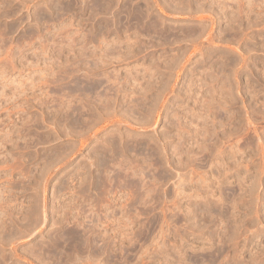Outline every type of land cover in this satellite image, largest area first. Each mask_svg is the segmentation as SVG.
Wrapping results in <instances>:
<instances>
[{"label":"rangeland","instance_id":"1","mask_svg":"<svg viewBox=\"0 0 264 264\" xmlns=\"http://www.w3.org/2000/svg\"><path fill=\"white\" fill-rule=\"evenodd\" d=\"M73 263L264 264V0H0V264Z\"/></svg>","mask_w":264,"mask_h":264},{"label":"bare ground","instance_id":"2","mask_svg":"<svg viewBox=\"0 0 264 264\" xmlns=\"http://www.w3.org/2000/svg\"><path fill=\"white\" fill-rule=\"evenodd\" d=\"M162 1H163V0H162ZM187 1H188V0H187ZM144 2H145V1H144ZM181 3H182V2H181ZM127 4H128V3H127ZM161 4H162V3H161ZM134 5H135V4H134ZM151 6H152V5H151ZM98 7H99V5H98ZM135 7H136V6H135ZM138 7H139V6H138ZM128 9H129V8H128ZM136 9H137V8H136ZM94 10H95V9H94ZM126 10H127V9H126ZM126 10H125V11H126ZM134 10H135V9H134ZM143 10H144V9H143ZM92 12H93V11H92ZM135 12H136V10H135ZM139 16H140V15H139ZM129 17H130V16H129ZM118 18H119V17H118ZM121 18H122V17H121ZM125 19H126V18H125ZM131 19H132V18H131ZM117 20H118V19H117ZM157 20H158V19H157ZM129 21H130V20H129ZM136 21H137V20H136ZM140 21H141V20H140ZM145 22H146V21H145ZM98 23H99V22H98ZM126 23H127V22H126ZM139 23H140V22H139ZM161 24H162V22H161ZM110 25H111V24H110ZM130 26H131V25H130ZM119 27H120V26H119ZM136 27H137V26H136ZM136 27H135V28H136ZM122 28H123V27H122ZM113 30H114V29H113ZM101 31H102V30H101ZM127 31H128V30H127ZM137 31H138V30H137ZM140 32H141V31H140ZM153 38H155V37H153ZM156 38H157V37H156ZM162 40H163V39H162ZM87 83H89V82H87ZM93 83H96V82L93 81ZM83 84H84V83H83ZM103 84H104V83H103ZM84 85H85V84H84ZM88 85H89V84H88ZM90 85H91V84H90ZM90 85H89V86H90ZM92 85H93V84H92ZM92 85L90 86V88L93 87ZM95 85H96V84H95ZM89 86H88V87H89ZM94 87H95V86H94ZM94 87H93V88H94ZM77 89H79V88H77ZM81 89H82V88H81ZM103 89H104V88H103ZM93 90H94V89H93ZM99 90H100V89H99ZM95 91H96V90H95ZM105 91H106V90H105ZM96 92H97V91H96ZM84 93H85V92H84ZM92 93H93V92H92ZM108 93H109V92H108ZM86 94H87V93H86ZM95 94H96V93H95ZM71 95H72V94H71ZM76 95H77V94H76ZM80 96H81V95H80ZM82 97H83V96H81V98H82ZM96 98H97V97H96ZM100 98H102V97H100ZM70 100H71V99H70ZM97 100H98V99H97ZM88 104H89V103H88ZM106 106H107V105H106ZM95 107H96V106H95ZM95 107H94V108H95ZM112 111H113V110H112ZM128 116H129V115H128ZM131 117H132V116H131ZM99 118H100V117H99ZM136 119H137V118H136ZM143 119H144V118H143ZM110 145H111V144H110ZM124 148H125V147H124ZM128 148H129V147H128ZM128 148H127V149H128ZM129 151H130V150H129ZM127 153H128V152H127ZM120 154H121V152H120ZM97 157H98V156H97ZM98 158H99V157H98ZM100 159H101V158H100ZM93 162H94V161H93ZM97 162H98V161H97ZM100 162H101V161H100ZM125 176H126V175H125ZM134 176H135V175H134ZM111 177H112V175H111ZM141 182H142V181H141ZM97 183H98V182H97ZM142 183H143V182H142ZM121 184H122V183H121ZM133 186H134V185H133ZM138 199H139V198H138ZM100 225H101V224H100ZM78 227H79V226H78ZM102 227H103V225H102ZM80 228H81V226H80ZM100 230H101V229H100ZM100 230H99V231H100ZM70 231H71V230H70ZM70 231H69V232H70ZM67 232H68V231H67ZM84 232H85V231H84ZM78 234H79V233H78ZM86 235H87V234H86ZM102 235H103V234H102ZM104 235H105V234H104ZM78 236H79V235H78ZM85 237H86V236H85ZM96 238H97V237H96ZM78 239H79V238H78ZM82 239H83V238H82ZM96 240H97V239H96ZM99 241H100V240H99ZM53 242H54V241H53ZM82 243L84 244V242H82ZM82 243H81V244H82ZM100 243H101V242H100ZM103 244H104V243H103ZM98 246H99V245H98ZM54 247H55V246H54ZM106 247H107V246H106ZM74 248H75V247H74ZM35 250H36V249H35ZM73 250H74V249H73ZM29 252H30V251H29ZM83 252H84V251H83ZM42 253H43V252H42ZM104 254H105V253H104ZM49 255H50V254H49ZM106 256H107V255H106ZM107 257H108V256H107ZM47 258H48V257H47ZM86 258H87V257H86ZM87 262H88V261H87ZM107 262H108V261H107ZM73 264H74V263H73Z\"/></svg>","mask_w":264,"mask_h":264}]
</instances>
